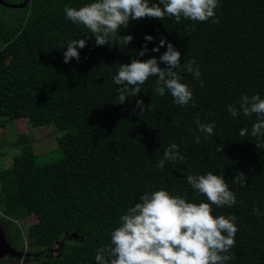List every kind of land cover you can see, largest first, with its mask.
Instances as JSON below:
<instances>
[{
    "label": "trees",
    "instance_id": "obj_1",
    "mask_svg": "<svg viewBox=\"0 0 264 264\" xmlns=\"http://www.w3.org/2000/svg\"><path fill=\"white\" fill-rule=\"evenodd\" d=\"M90 2L28 0L15 9L0 4V126L26 119L33 128L49 127L60 134L56 144L63 156L36 165L32 145L25 146L30 141L20 136L22 152L0 172L4 215L17 222L36 216L25 232L16 227L17 239L43 254L27 264H95L96 251L110 243L119 217L140 202V195L163 189L188 202H207L186 177L208 172L224 177L237 198L232 207L212 206L215 216L238 218L234 258L226 264H264V148L258 149L251 136L257 118L242 113L234 118L227 111L230 104L239 108L242 94L264 99V0H219L218 22L182 18L177 23L168 17L131 21L112 45L97 46L92 37L78 48L80 60L66 64L67 44L92 34L67 20L64 7L78 9ZM155 3L149 0L150 6ZM119 35L133 40L127 46ZM146 35L154 39L141 57ZM161 38L180 51L181 64L195 60L200 79L178 72L193 100L181 107L167 90L159 96L157 78L150 77L137 97L119 104L121 86L113 83L119 65L151 57L159 62L167 46L159 52L151 49ZM138 99L146 106L141 115ZM197 119L215 124L212 137L198 131ZM243 128L248 135L240 137ZM173 143L184 161H166L158 169ZM217 146L223 151L217 152ZM239 172L247 177L244 187L233 183Z\"/></svg>",
    "mask_w": 264,
    "mask_h": 264
},
{
    "label": "clouds",
    "instance_id": "obj_2",
    "mask_svg": "<svg viewBox=\"0 0 264 264\" xmlns=\"http://www.w3.org/2000/svg\"><path fill=\"white\" fill-rule=\"evenodd\" d=\"M218 7L219 0H158L151 6L149 0H92L78 9L66 5L63 10L65 18L73 24L82 25L92 35L70 41L63 53L64 63L73 58L79 61L78 48H85L92 37H95L97 46L112 45L117 33L127 29L131 21L144 18L163 21L168 17L175 18L177 23L182 18L196 22H206L211 18L213 22H218L215 12ZM144 39L146 43L138 53L141 57L149 51L147 42L154 38L146 35ZM132 40V35H119V42L127 46ZM165 45L167 50L160 55L159 62L156 57H151L119 65L113 76V83L121 86L116 97L119 104H123L128 96L137 97L141 86L150 77L157 78L154 90L159 96H164L167 90L174 103L181 107L193 100V92L181 82L178 72L187 71L193 79H200L202 74L198 67H194L195 60L181 64L180 51L166 38H161L159 45L151 51L159 52ZM161 63L165 67H160ZM237 103L239 108L230 104L227 111L234 118L240 113L246 117L255 115L257 119L252 124L251 136L257 138L258 149L264 148V143L260 142L264 138V99L259 94H242ZM136 107L140 110L137 115L145 112L143 99L136 101ZM195 123L198 131L207 137L214 135V123H201L199 119ZM239 135L247 136L248 129H241ZM194 140L200 143V137ZM216 151L222 152L223 147L217 146ZM166 161H184L177 144L173 143L164 150L163 158L156 167L163 170ZM246 180L244 173L239 172L233 183L244 187ZM186 183L206 197L207 202H188L163 189L143 193L139 197L140 202L119 217V226L110 234V243L96 251L95 264H226L233 259L231 249L236 244L238 218L235 215L215 216L212 206H234L237 203L235 194L224 177L212 172L189 174ZM254 214H259L258 209H254Z\"/></svg>",
    "mask_w": 264,
    "mask_h": 264
},
{
    "label": "rangeland",
    "instance_id": "obj_3",
    "mask_svg": "<svg viewBox=\"0 0 264 264\" xmlns=\"http://www.w3.org/2000/svg\"><path fill=\"white\" fill-rule=\"evenodd\" d=\"M17 122V128L22 130L15 128L14 121H5L4 127L1 128L0 126V172L9 168L13 157L22 152L24 146H18L17 144L19 136H22L24 139L30 141L25 146L32 145L31 149L36 156V165L54 163L62 159V153L56 144V139L60 136V134H57L56 132L54 133L49 127H38L36 129L23 130L25 126ZM45 134H48L49 137L47 136V139H44V144L43 142L37 145L33 143L34 140L39 139ZM14 142L16 143L15 145ZM35 222L36 217L33 214L30 218L21 222L14 221V225L16 227H21L23 232H25L26 227Z\"/></svg>",
    "mask_w": 264,
    "mask_h": 264
},
{
    "label": "flooded vegetation",
    "instance_id": "obj_4",
    "mask_svg": "<svg viewBox=\"0 0 264 264\" xmlns=\"http://www.w3.org/2000/svg\"><path fill=\"white\" fill-rule=\"evenodd\" d=\"M32 215L33 214H30L26 219L30 218ZM0 237L3 239L4 244L0 246V264H27L39 260L43 255L40 250H33L25 239H23L22 242L17 239L14 220L5 216L1 208Z\"/></svg>",
    "mask_w": 264,
    "mask_h": 264
},
{
    "label": "crops",
    "instance_id": "obj_5",
    "mask_svg": "<svg viewBox=\"0 0 264 264\" xmlns=\"http://www.w3.org/2000/svg\"><path fill=\"white\" fill-rule=\"evenodd\" d=\"M17 121H18V122H17ZM20 121H21V122H20ZM16 122L19 123V124H23V125L25 126V127L23 128V130L36 129V128L31 127V126L28 124V122H27L26 119L15 120V121H14V123H15L14 125H15V128H16V129L22 130V129H20V128H17L16 125H18V124H16ZM46 130H48V129H46ZM47 136H48V134H45L44 136L40 137L39 139L34 140L33 143H34L35 145H37V144H41V143L43 142V144H44V139H47ZM48 137H49V136H48ZM19 140H20V136H19V139H17V142H19ZM15 144H16V143L14 142V145H15Z\"/></svg>",
    "mask_w": 264,
    "mask_h": 264
},
{
    "label": "water",
    "instance_id": "obj_6",
    "mask_svg": "<svg viewBox=\"0 0 264 264\" xmlns=\"http://www.w3.org/2000/svg\"><path fill=\"white\" fill-rule=\"evenodd\" d=\"M27 3H28V0H25L22 4H9V3L4 2L3 0H0V4L2 6H4L5 8H9V9L23 8V7H25L27 5ZM1 245L3 246L4 244H3V239L0 237V246ZM52 250H55V247L52 248ZM7 252H9V251H7Z\"/></svg>",
    "mask_w": 264,
    "mask_h": 264
}]
</instances>
